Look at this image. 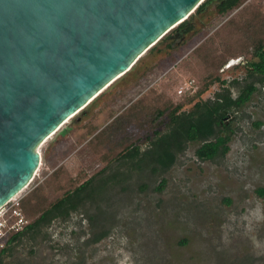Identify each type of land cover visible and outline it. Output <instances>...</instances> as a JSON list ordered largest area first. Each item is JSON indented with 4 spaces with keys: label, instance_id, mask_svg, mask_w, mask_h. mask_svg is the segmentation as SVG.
<instances>
[{
    "label": "rangeland",
    "instance_id": "rangeland-1",
    "mask_svg": "<svg viewBox=\"0 0 264 264\" xmlns=\"http://www.w3.org/2000/svg\"><path fill=\"white\" fill-rule=\"evenodd\" d=\"M244 3L264 13V0ZM198 6L187 18L192 28L183 38H165L177 25L37 146L40 160L20 192L23 199L39 188L47 201H54L84 178L93 179L67 201V207L76 208L25 233L1 264H264V196L256 192L264 187L263 87L225 111L228 127L216 132L229 137L228 150L212 159L195 155L201 141L185 140L174 151V162L160 167L153 158L161 150L151 140L154 130L163 134L170 128L166 116L154 127L136 121L127 125L125 136L139 147L132 157L105 162L87 144L152 87L172 102L183 101L178 112L192 109L198 98L187 102V97L199 81L196 69L188 66L193 63L189 55L237 12L219 14L216 1L200 11ZM233 59L240 62L221 71V79L259 83L249 74L256 58L247 52ZM228 85L214 82L200 99H213ZM230 89L236 97L237 85ZM57 167L60 174L54 177ZM162 178L165 185L159 190Z\"/></svg>",
    "mask_w": 264,
    "mask_h": 264
},
{
    "label": "water",
    "instance_id": "water-1",
    "mask_svg": "<svg viewBox=\"0 0 264 264\" xmlns=\"http://www.w3.org/2000/svg\"><path fill=\"white\" fill-rule=\"evenodd\" d=\"M202 1L0 0V206L32 179L37 146Z\"/></svg>",
    "mask_w": 264,
    "mask_h": 264
},
{
    "label": "trees",
    "instance_id": "trees-1",
    "mask_svg": "<svg viewBox=\"0 0 264 264\" xmlns=\"http://www.w3.org/2000/svg\"><path fill=\"white\" fill-rule=\"evenodd\" d=\"M213 1H216L219 14L224 15L235 9L237 12L195 46L189 55L193 63H189L188 66L196 69L193 74L199 81L193 94L187 97V102L198 98L192 109L180 113L178 111L183 106V101L172 102L164 93H157L155 87L150 88L149 92L130 103L87 141L91 150L103 161L111 162L112 159L132 157L138 153L139 147L135 145L134 139L125 136L127 125L131 121L144 125L149 123L154 127L162 122L164 116L169 119L170 128L163 134L154 130L155 138L151 140L158 142L160 147V153L153 158L160 167L167 168L174 162V151H177L185 140L201 141L195 150V155L201 160L212 159L218 153H225L228 150L226 142L229 137L222 135L220 131L216 132L222 128L226 130L228 127L223 121L224 110L248 101L256 89L255 85L251 82L243 85L234 98L227 90L217 92L213 100H203L200 96L214 82L224 84L226 80L220 77L224 65L247 52L257 59L250 62L252 69L249 74L259 75L258 81L264 83V13L258 7L244 3L246 0H203L197 10L200 11ZM188 22L187 19L182 21L177 28L186 26ZM117 140L120 142L117 143ZM51 174L54 177L58 176L60 167ZM92 179L93 176L84 178L73 189L65 191L62 197L54 201H47V197L39 188L32 190L22 200L21 206L26 217L33 219L23 231L10 237L6 247L1 251L0 264L2 255L10 249L8 246L11 242L18 240L45 220H49L51 216L66 215L72 208H76L67 207V201ZM164 185L165 179L162 178L157 189H162ZM256 192L264 196V187L258 188Z\"/></svg>",
    "mask_w": 264,
    "mask_h": 264
},
{
    "label": "built area",
    "instance_id": "built-area-1",
    "mask_svg": "<svg viewBox=\"0 0 264 264\" xmlns=\"http://www.w3.org/2000/svg\"><path fill=\"white\" fill-rule=\"evenodd\" d=\"M183 90L184 87L182 86L177 92L180 94ZM20 192L0 206V254L10 237L23 231L29 223L21 206L24 194H20Z\"/></svg>",
    "mask_w": 264,
    "mask_h": 264
},
{
    "label": "flooded vegetation",
    "instance_id": "flooded-vegetation-1",
    "mask_svg": "<svg viewBox=\"0 0 264 264\" xmlns=\"http://www.w3.org/2000/svg\"><path fill=\"white\" fill-rule=\"evenodd\" d=\"M191 28H192V26L190 25V22H188L186 26H183V27L177 28L173 34H170V35L167 37V39H168L169 41H171V40H173V38H174L175 36H179V37L183 38V37L186 35V33L189 32V30H190ZM169 44H170V43H169ZM239 62H240V61H239ZM237 64H238V63H237ZM237 64H235V65H237ZM235 65H231V66L228 67V68H232V67L235 66ZM251 69H252V67L249 66V70H251ZM258 77H259V75L256 74V78H257V80H258ZM251 81H252V80H251ZM251 81L243 80V79L238 78V77H237V78H232L231 80L227 79V82L230 83V85H228V87L230 88L231 85L236 84V85H237V89H238V93H239L240 88H241L243 85H245V84H247V83H250ZM259 83H261V82H259ZM224 84H225V83H224ZM262 84H264V83H262ZM231 96H232V94H231ZM232 97L234 98L235 96H232ZM214 98H215V97H214ZM224 111H226V110H224Z\"/></svg>",
    "mask_w": 264,
    "mask_h": 264
},
{
    "label": "crops",
    "instance_id": "crops-1",
    "mask_svg": "<svg viewBox=\"0 0 264 264\" xmlns=\"http://www.w3.org/2000/svg\"><path fill=\"white\" fill-rule=\"evenodd\" d=\"M256 60H257V59H256ZM237 63H238V62H236V63H234V64H231V65H235V64H237ZM231 65H230V66H231ZM230 66H228V67H230ZM228 67H225V68L223 69V71H224L225 69H230V68H228ZM253 78L257 79V78H256V74H253ZM226 83H227V80H226ZM251 83H253V82H251ZM253 84H254L255 87H256V89H255L254 92L259 91L261 87L264 88V84H262V83H256V82H254ZM225 90H227L228 92L231 91L230 88H229L230 91H229L228 89L224 88V89H221V90H219V91H217V92H218V93H222V92L225 91ZM217 92H216V93H217ZM254 92H253V93H254ZM216 93H215V94H216ZM253 93H252V95H253ZM252 95H251V96H252ZM214 96H215V95H214ZM213 99H214V98H213ZM213 99H209V100H213ZM205 100H206V99H205ZM248 101H249V100H248ZM246 102H247V101H246ZM193 104H194V103H193ZM198 141H199V140H198ZM15 241H16V240H15ZM15 241H14V242H15ZM14 242H11V243L9 244L8 247H10ZM7 251H8V250H7ZM7 251L2 255V257L7 253Z\"/></svg>",
    "mask_w": 264,
    "mask_h": 264
},
{
    "label": "bare ground",
    "instance_id": "bare-ground-1",
    "mask_svg": "<svg viewBox=\"0 0 264 264\" xmlns=\"http://www.w3.org/2000/svg\"><path fill=\"white\" fill-rule=\"evenodd\" d=\"M234 62H235L234 60L231 61V63H234ZM230 65H231V64H230ZM50 136H51V135H50ZM48 137H49V136H48ZM48 137H47V138H48Z\"/></svg>",
    "mask_w": 264,
    "mask_h": 264
}]
</instances>
